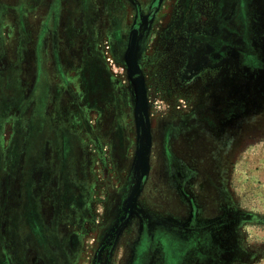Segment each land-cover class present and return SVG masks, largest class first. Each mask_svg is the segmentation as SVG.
Listing matches in <instances>:
<instances>
[{"label":"rangeland","instance_id":"374dc122","mask_svg":"<svg viewBox=\"0 0 264 264\" xmlns=\"http://www.w3.org/2000/svg\"><path fill=\"white\" fill-rule=\"evenodd\" d=\"M0 264H264V0H0Z\"/></svg>","mask_w":264,"mask_h":264},{"label":"water","instance_id":"95a60500","mask_svg":"<svg viewBox=\"0 0 264 264\" xmlns=\"http://www.w3.org/2000/svg\"><path fill=\"white\" fill-rule=\"evenodd\" d=\"M136 46H137V37L133 40L131 44V50H130L131 58L129 59V62H130L132 72H135L137 69L136 68V58H135ZM139 93L140 95H144L143 83H140Z\"/></svg>","mask_w":264,"mask_h":264},{"label":"flooded vegetation","instance_id":"af4514ba","mask_svg":"<svg viewBox=\"0 0 264 264\" xmlns=\"http://www.w3.org/2000/svg\"><path fill=\"white\" fill-rule=\"evenodd\" d=\"M137 37V42H138V37H139V31L137 29H135L132 33V39H131V44L133 42V40ZM131 44H130V48H129V58H131V55H130V50H131ZM137 48V46H136ZM139 88H140V83H143V81L141 79H139Z\"/></svg>","mask_w":264,"mask_h":264}]
</instances>
